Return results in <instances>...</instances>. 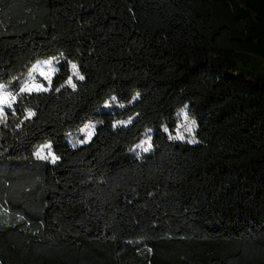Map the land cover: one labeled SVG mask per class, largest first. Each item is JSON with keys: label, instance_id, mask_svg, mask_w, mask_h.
<instances>
[{"label": "trees", "instance_id": "obj_1", "mask_svg": "<svg viewBox=\"0 0 264 264\" xmlns=\"http://www.w3.org/2000/svg\"><path fill=\"white\" fill-rule=\"evenodd\" d=\"M59 52L85 79L0 122V264H264V0H0V83Z\"/></svg>", "mask_w": 264, "mask_h": 264}, {"label": "rangeland", "instance_id": "obj_2", "mask_svg": "<svg viewBox=\"0 0 264 264\" xmlns=\"http://www.w3.org/2000/svg\"><path fill=\"white\" fill-rule=\"evenodd\" d=\"M62 61H63V54L61 52L57 53L56 55H49V56L38 58L37 60L34 61V63L30 67L28 72L23 77H17V78H15L9 82L0 83V85L4 86V91L12 92L14 95L19 91V89L21 87H23L25 85L32 87L33 85L43 84L45 87H49L50 90H52V89L56 90L57 88L62 90L63 88H72L70 85H68L66 83L69 76H71L73 79V82L77 86V81H79V79L74 74V71H73L71 65L76 64L77 70L79 71V74L83 75L84 77H85V74L80 71L79 65L75 61H72L69 65V74L66 77L57 79V76L61 72ZM223 64L226 67H230V68L236 67L235 64H234L235 66H233L229 63H223ZM33 69H36V71H33ZM41 72H43L47 76V79L45 78V75H41ZM49 80L51 81L50 85H49ZM106 104H109L111 106L105 107ZM120 105L125 106V105H127V103L119 102L116 99L115 100H108V101L104 102L98 108V111H109V110H114V109H120V108H122ZM185 106H187V105H185ZM185 106L180 107L176 112V115L178 118V122H177L176 127L174 129H171L170 127L164 126L163 128L167 127L169 129V131L167 132L168 135L176 136V135L180 134V135H183V137H184L183 140L195 141L194 143H196L199 141V138L197 136V122H196V125L192 128L191 132H188L185 130L188 126H190L191 121L195 120L193 117H191L189 115V113L187 112V107H185ZM182 110L187 112V116H188L187 120H185L184 115L182 113ZM135 117L136 116L133 115V116H130L128 118L117 119L114 121L113 127H114V125H116L115 127L123 126V125H118L117 124L118 121H128L129 119H131V121H133L135 119ZM98 124L99 123L96 121L86 122L84 125L80 126V128L77 131H74L73 133L66 135V137H65L66 142L69 143L70 145H76V144L81 143V141H85V140L89 141L88 132H90V131L93 132V130L96 129ZM127 125H129V124H127ZM154 130L155 129L153 127L147 128L143 132L140 139L132 145L130 152L133 156H140L142 153H144V151L142 149H138L136 147V145L140 144L142 141L146 140L149 135L152 137ZM151 143H152V140H151ZM44 145H50L51 146L50 150H51L52 156L57 157V154L53 151L51 141H46V142L42 143L37 148L35 153L40 148H42ZM145 147H147V145H145ZM152 148L149 151H151ZM48 152H49V149H45L44 152L42 153V155L47 156L48 157L47 160L52 162V156H48ZM35 153H34V155H35ZM35 157H37V156L35 155Z\"/></svg>", "mask_w": 264, "mask_h": 264}, {"label": "snow or ice", "instance_id": "obj_3", "mask_svg": "<svg viewBox=\"0 0 264 264\" xmlns=\"http://www.w3.org/2000/svg\"><path fill=\"white\" fill-rule=\"evenodd\" d=\"M73 71H74V74L77 76V78L79 80H84L85 77L83 75H80L79 74V71L77 70V65L76 64H72L71 65ZM33 71H36V69H33ZM41 75H45L43 72H41ZM45 78L47 79V76L45 75ZM66 83L68 85H70L72 88H76V84L73 82V79L71 76H69L68 80L66 81ZM51 84V81L49 80V85ZM50 90L49 87H45L43 84H37V85H33L32 87H29L27 85L21 87L19 89V91L14 95L12 92H9V91H4V86L3 85H0V122H6L7 121V117L10 115V114H14L15 110L13 109V104L14 102L17 101V97L20 96L21 93H28V94H31L32 92H48ZM60 89L57 88L56 91H59ZM138 93H137V96L133 97V100H135L137 97H138ZM113 100H115V97H113ZM111 105L109 104H106L105 107H110ZM121 107H123L124 105H120ZM187 107V106H185ZM6 109H13V112H9L7 111ZM182 113L184 115V118L185 120L188 119V116H187V112L182 110ZM35 113L34 112H31L29 111L28 112V117L27 118H31L32 116H34ZM132 121L131 119H129L128 121H118L117 124L118 125H123V126H127V124H130ZM196 125V121L195 120H192L191 123H190V126H188L185 130L188 131V132H191L192 131V128ZM116 125H114L115 127ZM164 132H168L169 129L167 127H165L164 129ZM93 135V132H88V139L90 140L91 137ZM169 139H180V140H183L184 137L183 135H176V136H172V135H169ZM151 140H152V137L149 135L148 138L144 141H142L140 144H137L136 147L138 149H142L144 152H148L152 147V143H151ZM87 140L85 141H81V143H86ZM190 143H194L195 141H189ZM145 145H147V147H145ZM45 149H49V152H48V156H52V153H51V146L50 145H44L42 148H40L36 153L35 155L40 158V159H47L48 157L47 156H44L42 155V153L44 152ZM59 157H55V156H52V162L55 163L56 160H58Z\"/></svg>", "mask_w": 264, "mask_h": 264}]
</instances>
